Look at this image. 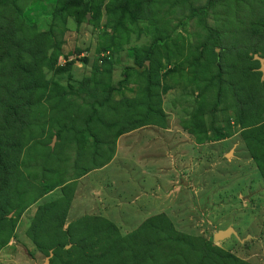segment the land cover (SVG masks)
Masks as SVG:
<instances>
[{
    "label": "rangeland",
    "instance_id": "374dc122",
    "mask_svg": "<svg viewBox=\"0 0 264 264\" xmlns=\"http://www.w3.org/2000/svg\"><path fill=\"white\" fill-rule=\"evenodd\" d=\"M10 2L0 139L15 173L0 195V264L51 252L64 264L71 226L125 238L147 222L182 238L179 264H199L205 242L228 264H264V44L232 54L256 47L264 0H19L22 46L6 37ZM228 228L237 236L215 242Z\"/></svg>",
    "mask_w": 264,
    "mask_h": 264
},
{
    "label": "trees",
    "instance_id": "16d2710c",
    "mask_svg": "<svg viewBox=\"0 0 264 264\" xmlns=\"http://www.w3.org/2000/svg\"><path fill=\"white\" fill-rule=\"evenodd\" d=\"M60 1L63 3L66 0ZM4 5L9 6V10L12 12L11 15H3V18L7 21L8 24H10L6 37L12 38L15 45L22 46L23 41L17 38L15 32L17 26H20L21 29L24 26V23H22L23 18L21 15L19 0H11L10 3H5ZM70 9L71 6L67 4L58 10V14L62 15L63 13L70 11ZM25 36L26 34H24L22 37ZM38 41H40V39ZM263 44L264 29L257 37L256 47H254L252 44L243 46L239 45L238 48L232 50V54H234L235 52L236 55L239 56L244 51L256 52ZM226 76L227 71L224 68L223 60H220L217 70V78L218 80L223 81ZM25 91L27 92L28 89L25 88ZM240 104L241 105H239V107L241 110H243L244 105L243 103ZM7 113L8 112H5L3 114ZM15 113L19 112L17 110H14L13 114L6 115V120L10 121V119H13V121H17V125H19L20 117L16 116ZM1 124L4 123L1 122ZM14 143L18 149V143ZM1 145L2 142L0 139V195L3 196L4 184L6 183L5 178L10 174L15 173L12 170L15 167V164H9L7 162L9 154L3 151ZM46 212L47 211H44V213L42 212L41 214L47 215L48 213ZM65 217L66 215L64 213L62 216H60V218H55L56 221L58 219L60 224L57 228H55L53 234L55 236L58 235L57 237L59 238L61 229L64 226ZM5 218L8 219L7 217ZM51 220L53 221V218ZM78 224H81V222ZM87 229L84 228V230ZM82 231L83 228H81V230H78L75 228V225L70 227L67 236L69 238L68 242L72 244L73 248L69 251H64L63 247L61 248V251L68 255L70 259L69 262H64V264H179L180 262L176 260V257H179V252L176 251L177 249H180L181 246L182 248L185 247L184 245H182L183 243H185L182 241V238L178 237L175 239L168 232V234L163 236L164 230L157 229L152 222L145 223L136 234H131L130 236L125 238H122L120 236L117 227L112 224L107 225L106 232L101 231L100 233H97L95 231V233L93 234H87L86 237L82 235ZM150 233L153 235V238H150ZM32 235L34 237V242L36 243V245L39 246L40 249H43L41 246V241H39V234L37 233V231H35V225L33 227ZM63 239L65 240L64 234ZM55 246L57 247L58 244H56ZM49 248L53 249L54 247L49 246ZM170 250H172L175 254V259H172L174 256L172 257L170 254H167ZM169 255L171 257L167 260ZM222 255L224 254L222 253ZM220 256L221 255L215 248L212 247L210 242H205L201 246L199 264H228L224 261V258L226 257ZM163 258L166 259L163 260Z\"/></svg>",
    "mask_w": 264,
    "mask_h": 264
},
{
    "label": "water",
    "instance_id": "95a60500",
    "mask_svg": "<svg viewBox=\"0 0 264 264\" xmlns=\"http://www.w3.org/2000/svg\"><path fill=\"white\" fill-rule=\"evenodd\" d=\"M255 59L258 60L261 64V68L260 71L263 73L264 76V58L256 55ZM146 65H149L148 63ZM232 156V154H228V158ZM232 234H234L235 236H237V233L234 231L233 228H228L225 231H220L217 234L214 235V241L215 242H219L221 240H224L225 238L231 237ZM53 257V253L51 252L50 256L46 259L44 264H50V259Z\"/></svg>",
    "mask_w": 264,
    "mask_h": 264
}]
</instances>
